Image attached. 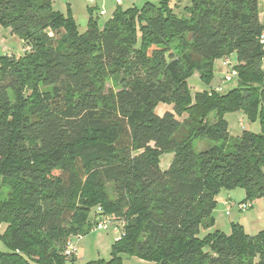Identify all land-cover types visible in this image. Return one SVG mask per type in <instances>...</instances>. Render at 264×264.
<instances>
[{"label":"trees","instance_id":"16d2710c","mask_svg":"<svg viewBox=\"0 0 264 264\" xmlns=\"http://www.w3.org/2000/svg\"><path fill=\"white\" fill-rule=\"evenodd\" d=\"M259 3L189 0L178 14L157 0L117 7L102 28L93 8L80 32L53 0H0L1 28L29 47L0 55V264H76L68 241L106 215L121 235L109 261L87 264H264V229L211 230L221 190L264 198ZM233 53L237 87L192 97L189 78L209 84L215 60ZM232 112L261 133L233 137Z\"/></svg>","mask_w":264,"mask_h":264},{"label":"rangeland","instance_id":"374dc122","mask_svg":"<svg viewBox=\"0 0 264 264\" xmlns=\"http://www.w3.org/2000/svg\"><path fill=\"white\" fill-rule=\"evenodd\" d=\"M157 3V0H123L122 4L118 6L113 0H97L93 3H88L87 0H53V7L61 14L67 16L70 14L79 29L80 32H85L88 27L90 10H94V15L99 17V26L102 28L104 24L112 18L114 11L117 7H122L123 10L129 8H142L146 3ZM177 3V4H176ZM262 3L263 0H262ZM176 4V5H175ZM189 4V0H171V5L174 7L178 14L184 13V8ZM264 10V6L262 8ZM104 10L105 15H99L100 11ZM264 12V11H263ZM174 48L183 49L185 45L177 41L174 44ZM29 51V47L22 43L19 37L12 35L10 30H5L0 26V55H14L21 56ZM236 54L233 53L227 59H216L214 63V74L211 82L206 84L198 73L192 75L188 84L191 90L192 97L198 92L208 91L212 89H221L226 92L236 88L238 80L233 76V79L226 81L225 77L228 74L233 73L232 70L236 66ZM229 60V65L225 62ZM113 87L112 84H108L107 88ZM43 95L53 93V88L42 89ZM106 95H110V90L107 89ZM12 103L15 106L17 103V97L11 94ZM172 107L168 104H160L157 108V112L162 115L166 111H171ZM226 120L229 123L230 134L233 137H239L244 130H249L253 133L260 134L261 127L260 122H251L244 113L232 112L226 115ZM182 120V119H181ZM196 149L198 151L206 147V142L196 141ZM170 154L162 156L161 164H166ZM107 192L110 198L113 200L115 195L111 186H106ZM245 191L238 187L233 190H221L216 198V207L213 212L214 227L211 230H220L226 235L231 234L233 224L241 225L249 235H257L264 229V198L255 197L252 199H246ZM226 202L234 203L230 210L226 208ZM240 205H245L241 209ZM99 215H102V211L99 209ZM93 216V214H92ZM104 218L112 219V216L106 215ZM113 220V219H112ZM114 221V220H113ZM115 223H117L115 221ZM4 227L0 228V232H3ZM119 240L118 234L113 228L108 230L93 229L84 237L78 239L73 237L72 243L77 246L76 264H87L92 261L111 259V253L114 243ZM66 249V248H65ZM0 250L7 252V248L0 241ZM66 251V250H65ZM125 264H146L137 258L125 257Z\"/></svg>","mask_w":264,"mask_h":264},{"label":"built area","instance_id":"2783aa9c","mask_svg":"<svg viewBox=\"0 0 264 264\" xmlns=\"http://www.w3.org/2000/svg\"><path fill=\"white\" fill-rule=\"evenodd\" d=\"M87 1H88V3H93V2H95L97 0H87ZM113 1L119 6V5L122 4V1L123 0H113ZM128 1H132V0H128ZM105 14H106V12L104 10H101L100 11V15H105ZM260 43H261L262 48L264 50V34L261 35V37H260ZM225 63L227 65H229V60H226ZM236 75H237L236 72H233L232 74L227 75L226 78H225V80L226 81H230L233 78V76H236ZM225 204L227 206L226 208H228V210H230V207H232L234 203L226 202ZM240 206H241V209H243L245 207V205H240ZM124 224H125V222L122 223V225H124ZM109 228H113L115 230V232L118 234V236L120 237V235H121V227L118 226L115 223V221H113L110 218L100 219L97 222V224H96V226H95L94 229L108 230ZM68 242L69 243H68L67 249L65 251V254L66 255H75V254H77V250H78L77 249V246L75 244H73L71 241H68Z\"/></svg>","mask_w":264,"mask_h":264},{"label":"crops","instance_id":"0c3cea01","mask_svg":"<svg viewBox=\"0 0 264 264\" xmlns=\"http://www.w3.org/2000/svg\"><path fill=\"white\" fill-rule=\"evenodd\" d=\"M263 2H264V0H263ZM259 4H260V20L262 23H264V12H263L264 10L262 9L264 6V3H262V0H260ZM171 160H172V156L171 157L169 156V158L166 159V164L165 165L161 164L162 168L167 169L168 167H170Z\"/></svg>","mask_w":264,"mask_h":264}]
</instances>
